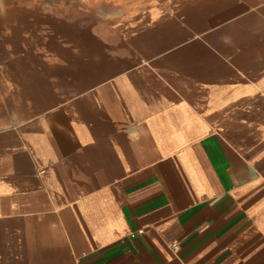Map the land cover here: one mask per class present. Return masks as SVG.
I'll list each match as a JSON object with an SVG mask.
<instances>
[{"label":"crops","instance_id":"1","mask_svg":"<svg viewBox=\"0 0 264 264\" xmlns=\"http://www.w3.org/2000/svg\"><path fill=\"white\" fill-rule=\"evenodd\" d=\"M0 264H264V0H0Z\"/></svg>","mask_w":264,"mask_h":264},{"label":"built area","instance_id":"2","mask_svg":"<svg viewBox=\"0 0 264 264\" xmlns=\"http://www.w3.org/2000/svg\"><path fill=\"white\" fill-rule=\"evenodd\" d=\"M140 233H142V232H140ZM171 247H172V249H174L175 252L178 251V246L176 244H173Z\"/></svg>","mask_w":264,"mask_h":264}]
</instances>
